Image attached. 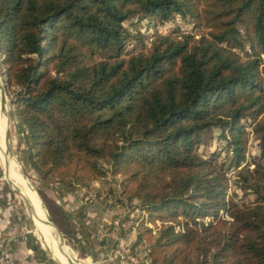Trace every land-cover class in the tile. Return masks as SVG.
<instances>
[{"label": "trees", "instance_id": "obj_1", "mask_svg": "<svg viewBox=\"0 0 264 264\" xmlns=\"http://www.w3.org/2000/svg\"><path fill=\"white\" fill-rule=\"evenodd\" d=\"M176 17L191 31H159ZM135 19L153 33L130 53L133 39H146L125 25ZM246 44V57L234 50ZM258 46L264 0H0V71L25 169L73 192L118 179L117 195L96 196L146 210L157 231L141 223L138 239L157 264H264ZM250 121L260 149L253 168L244 164ZM216 132L222 151L205 157L199 149ZM231 169L252 201L230 202ZM40 193L77 247L70 215Z\"/></svg>", "mask_w": 264, "mask_h": 264}, {"label": "crops", "instance_id": "obj_2", "mask_svg": "<svg viewBox=\"0 0 264 264\" xmlns=\"http://www.w3.org/2000/svg\"><path fill=\"white\" fill-rule=\"evenodd\" d=\"M1 93L0 89V99ZM3 115L6 118V114H2L0 108V126L4 128V131L0 132V144L4 136H6L7 130L6 119L4 124L2 123L4 120H2ZM13 150L14 144L12 153H10L9 148L8 150L7 148L0 150V238L3 239L2 249L10 254L18 264H53L48 256L49 252L47 253L45 247L40 245L39 238L33 232L32 226H30L32 225L29 223L30 220L28 218L30 211L24 199L21 198L20 194L5 178L7 174L4 171L2 162H5L8 158L7 151H9L11 157L14 156ZM18 161L22 163L21 159L16 160L13 157L10 173L13 175V181L17 180V182L14 181L17 186H22L29 194V188L33 189V191L34 188L26 177L17 172L15 164ZM57 185L54 184V186ZM58 186V189L53 187L56 191L55 197L71 217L73 227L77 231L78 242L75 240V244L79 247V251H84L85 256L93 264H131L118 255L115 252V248L119 243H127L130 230L127 231L126 229H128V226L137 215L130 214L132 210L128 207L116 206L107 209L102 203L98 202L85 206L87 198L86 200L82 198L81 191L73 192L61 185ZM38 199L40 200V197ZM40 203H42L41 200ZM31 215L36 219L37 225L34 231L38 233L39 224L37 218L34 214ZM59 257H61V254L55 253L54 259L56 261H58ZM58 262L64 264L60 261Z\"/></svg>", "mask_w": 264, "mask_h": 264}, {"label": "rangeland", "instance_id": "obj_3", "mask_svg": "<svg viewBox=\"0 0 264 264\" xmlns=\"http://www.w3.org/2000/svg\"><path fill=\"white\" fill-rule=\"evenodd\" d=\"M125 25L134 33H142L143 35H145L146 39H133L131 44L128 46V51L130 53H136L139 52L142 48H143V42L147 43L149 42V37L152 35L153 33V28L152 25L149 27L148 25V20H144L142 22H139L138 19H135L133 22H126ZM193 27V24L191 23L190 20L187 19H182L179 17H176L170 21H168L167 23H165L164 25H161L159 27V31L161 32H166V33H172L174 32L176 29H179L180 32L186 33V32H190L191 29ZM229 46H231V44H229ZM234 50L239 51L244 57H246L250 51V46L249 44H246V46L243 48V50L239 49V48H234ZM257 51H261L262 57L264 58V50H262V48L260 46L257 47ZM0 82L3 83V75L0 71ZM8 95V93H7ZM8 104H9V109H10V118H11V129H12V136H13V144H14V158L16 160L21 159V152H20V143H19V124L16 120V118L14 117L13 111H12V106L10 104L11 101V97L8 95ZM247 131H248V137H249V148H248V152H247V159L246 162L244 164H248L249 167H254V159L259 157V153H260V149H259V136L254 132L253 130V125L250 122H247ZM218 132H216V134L211 137L210 135L207 136L205 143L200 147L199 151L202 155H204L205 157H209L211 155L212 152H219L222 151L223 148V144L221 142H219L218 139ZM13 157H11V155L8 154V161L9 164L11 165V163L13 162ZM18 158V159H17ZM225 159V154H222L220 160H224ZM17 162V161H16ZM16 166V170L19 174H22L24 177H26L31 184L33 185L34 188V192L35 194L39 197L40 199H42L45 207H46V203L44 201V198L42 197L41 193H40V188H42V190L44 191V193L53 200H56V191L55 189H58L57 186H54V184L52 185H48V186H43V184L39 181V177L38 175L31 171V170H26L24 165L18 161L17 164H15ZM237 174L236 169H231L228 172V175L230 177V189H229V198H230V202L233 203H238V204H242V203H248L249 201H252L254 199V196H247L244 195V191L240 190L239 188L236 187V182H235V176ZM55 189H54V188ZM119 180L118 179H113V177L108 178L106 180H100L99 182L94 183V185L92 186V188L89 191L86 190H80L82 193V198H85L84 196L89 195L91 192L95 193L96 190H101L103 191L102 194H104L105 192H113V195H117V192L119 191ZM79 195V194H78ZM38 197V198H39ZM57 201V200H56ZM87 201L92 204L88 199ZM89 204V205H90ZM63 206V205H62ZM109 206H111V204H109ZM47 209V207H46ZM49 213V212H48ZM221 214L225 217H228V213L225 210L221 211ZM28 216V215H27ZM49 216L51 218V220L53 221L50 213ZM30 222L32 225V229L34 228V230L36 229V219L30 214V216H28ZM49 219V218H48ZM210 219H212L211 217H206L204 219L205 223H209ZM161 224V223H160ZM36 235H38L37 232H35ZM58 234V233H57ZM65 235V233H64ZM66 239H67V244L71 247V249L73 250V254L82 259L81 261H85L87 264H93V262L88 259L83 253H81L79 251V249H77L76 246H74L72 244V242L69 240V238L65 235ZM46 240H48L49 242H51V239L48 238V236L45 238ZM39 243L40 245H42L43 247H45V250L48 253V248L42 243V241L39 238ZM52 256L50 255V253H48V256L51 258V261L53 264H59L58 261L54 260L55 257V253H57L56 251L51 250ZM66 264V263H64Z\"/></svg>", "mask_w": 264, "mask_h": 264}, {"label": "built area", "instance_id": "obj_4", "mask_svg": "<svg viewBox=\"0 0 264 264\" xmlns=\"http://www.w3.org/2000/svg\"><path fill=\"white\" fill-rule=\"evenodd\" d=\"M87 199L93 203L98 202L102 203V198H97L96 193L91 192ZM103 204V203H102ZM111 202L109 201L108 204H103L107 209L112 208L109 206ZM136 214L135 219L132 223L128 226L127 231L129 232V237L127 238V243H119L115 248V252L118 253L122 258L126 259L131 264H157L155 263L152 255H151V248L148 243L142 239H138L139 228L141 223L149 226L153 229L154 233L157 231V227L148 220V213L145 209L136 208L132 210L130 214ZM157 226H160V222H158ZM2 242L3 239L0 238V264H18L16 260L8 253H6L2 249Z\"/></svg>", "mask_w": 264, "mask_h": 264}, {"label": "bare ground", "instance_id": "obj_5", "mask_svg": "<svg viewBox=\"0 0 264 264\" xmlns=\"http://www.w3.org/2000/svg\"><path fill=\"white\" fill-rule=\"evenodd\" d=\"M0 104H1V107H0L1 108V113L2 114H6L4 112V110H3L4 109L3 108L4 105H3L2 93H1ZM5 119L7 121L6 122V127H7L8 126V118H7V116L5 118V116L3 115V118H2V120H3L2 123L3 124H4ZM4 127H5V125H4ZM3 131H4V128L2 126H0V132L2 133ZM5 148H7V150H8V144L6 143V139H5V136H4V139H3V141L0 144V150L2 151ZM7 153L10 155L9 151H7ZM2 163H3L4 171L7 174L5 176V178L7 180H9V179L13 180V178H12L13 175H12V173H10V164H9L8 158L6 159L5 162H2ZM14 181L17 182V180H14ZM20 188L29 197V199L31 201V203H30V201L28 202V206H29L30 212H31L30 214H34L36 216V218H37V221H38V224H39V232H38V235H36V236L38 238H40V240L42 241V243L50 251L53 250V251H56L57 253L61 254V257L58 258V261H60L62 263H66V264H87L85 261H81L80 259H78L74 254H72L73 262L70 261L69 254H67L66 251L62 249V246L61 245H62L63 239H62V237L60 235V232H59L58 228L55 227L54 224L52 223V220H51V218L49 216V213H47L48 210H46V207H45L42 199H40L41 202H42V203H40V200L38 199V197L35 194V192L33 191V189H30L29 188V194H28L25 191L26 189H24L22 186H20ZM21 198L23 199L22 196H21ZM32 230L35 233L34 228ZM47 236H48V238L51 239V242H49L48 240L44 239V237H47ZM59 239H60V241H59Z\"/></svg>", "mask_w": 264, "mask_h": 264}, {"label": "water", "instance_id": "obj_6", "mask_svg": "<svg viewBox=\"0 0 264 264\" xmlns=\"http://www.w3.org/2000/svg\"><path fill=\"white\" fill-rule=\"evenodd\" d=\"M1 90H2V97H3V105H4L3 106V108H4L3 110L6 113V116L8 118V126H7V130H6L5 139H6V143L8 144V148L10 149V153H12L13 136H12V129H11L10 109H9V104H8L9 100H8L7 92H6L5 87H4V85H3L2 82H1ZM8 182L23 197V199L25 201V204L27 205V207H28V209L30 211V208L28 206L29 197L22 191V189L20 187L17 186V184L13 180L9 179ZM52 223L54 224L55 227L58 228V226L53 221H52ZM58 230H59L60 235H61V237L63 239V242H62V245H61L62 246V249L65 250L67 254H69V259H70L71 262H73V258H72L73 250L67 244V239H66L64 233L59 228H58ZM48 252L52 256V253H51V251L49 249H48ZM78 259H80V258H78ZM80 260H82V259H80ZM88 264H90V263H88Z\"/></svg>", "mask_w": 264, "mask_h": 264}]
</instances>
